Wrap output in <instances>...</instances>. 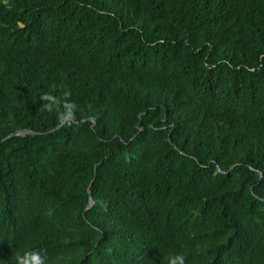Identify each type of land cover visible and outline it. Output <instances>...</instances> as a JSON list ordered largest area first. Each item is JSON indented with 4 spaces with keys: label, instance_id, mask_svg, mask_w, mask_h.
Here are the masks:
<instances>
[{
    "label": "trees",
    "instance_id": "16d2710c",
    "mask_svg": "<svg viewBox=\"0 0 264 264\" xmlns=\"http://www.w3.org/2000/svg\"><path fill=\"white\" fill-rule=\"evenodd\" d=\"M26 253L264 264V0H0V264Z\"/></svg>",
    "mask_w": 264,
    "mask_h": 264
},
{
    "label": "clouds",
    "instance_id": "9594fccd",
    "mask_svg": "<svg viewBox=\"0 0 264 264\" xmlns=\"http://www.w3.org/2000/svg\"><path fill=\"white\" fill-rule=\"evenodd\" d=\"M40 99L48 102L43 104V107L49 112L53 111L58 105L56 97L50 94L42 95ZM75 107L73 103L64 104V112L59 113V121L61 124L65 121L70 122L73 119ZM18 261L19 264H43V260L38 253H26L24 257H18ZM169 264H184V257L180 255L170 256Z\"/></svg>",
    "mask_w": 264,
    "mask_h": 264
},
{
    "label": "water",
    "instance_id": "95a60500",
    "mask_svg": "<svg viewBox=\"0 0 264 264\" xmlns=\"http://www.w3.org/2000/svg\"><path fill=\"white\" fill-rule=\"evenodd\" d=\"M33 134L34 132L33 131H30V130H21V131H18L16 134H19V135H26V134ZM94 201L92 200L91 204H93Z\"/></svg>",
    "mask_w": 264,
    "mask_h": 264
}]
</instances>
